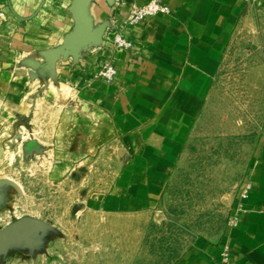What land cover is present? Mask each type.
<instances>
[{"label":"crops","instance_id":"crops-1","mask_svg":"<svg viewBox=\"0 0 264 264\" xmlns=\"http://www.w3.org/2000/svg\"><path fill=\"white\" fill-rule=\"evenodd\" d=\"M145 1L0 0V135L16 121L29 125L34 139L25 148H43L55 179L88 177L80 210L100 219L165 209L179 169L203 154L221 58L255 7L164 0L171 14L129 25L131 7ZM116 30L131 49L112 44ZM106 62L116 69L112 81L93 77ZM210 126L217 147L222 120ZM230 136L225 161L240 167L214 176L210 193L237 221L162 250L164 264H217L225 247L231 264H264V108L246 135ZM238 180L251 188L237 210Z\"/></svg>","mask_w":264,"mask_h":264},{"label":"rangeland","instance_id":"rangeland-1","mask_svg":"<svg viewBox=\"0 0 264 264\" xmlns=\"http://www.w3.org/2000/svg\"><path fill=\"white\" fill-rule=\"evenodd\" d=\"M254 6L221 58L215 108L202 124L203 154L179 169L165 195V209L154 215L100 219L95 212L80 210L88 177H51L43 148H25L34 139L27 124L18 128L16 121L0 135V229L22 217L42 222L26 240L16 237L0 245V264H164L166 259L158 257L162 250L183 245L193 232L218 229L230 218L229 210L211 195L210 184L233 164L239 169L240 163L225 161L231 148L225 147L226 139L246 135L264 108V3ZM217 119L222 129L215 147L210 124ZM236 185L239 190L242 181Z\"/></svg>","mask_w":264,"mask_h":264},{"label":"built area","instance_id":"built-area-1","mask_svg":"<svg viewBox=\"0 0 264 264\" xmlns=\"http://www.w3.org/2000/svg\"><path fill=\"white\" fill-rule=\"evenodd\" d=\"M246 5H254L256 4V0H242ZM156 14H171V8L164 0H146L141 4L133 5L129 11V15L127 18V23L129 25H135L142 23L146 18L156 15ZM112 44L118 48L131 49L133 47V41L129 39L124 33L120 30H116L112 34ZM116 69L115 67L106 62L98 68L93 77L104 79L105 81H112L115 78ZM251 188V184L249 181H245L242 183L238 199L239 202L237 204L236 209L238 210L241 206L240 201L246 197L248 190ZM237 221L236 214H232L228 220L229 224H234ZM217 264H231V259L229 257V253L227 248L225 247L221 252L220 259Z\"/></svg>","mask_w":264,"mask_h":264},{"label":"water","instance_id":"water-1","mask_svg":"<svg viewBox=\"0 0 264 264\" xmlns=\"http://www.w3.org/2000/svg\"><path fill=\"white\" fill-rule=\"evenodd\" d=\"M100 41V38L90 39L85 43V46L96 45ZM42 225V222L38 219L31 217H22L0 229V245H4L7 242L12 241L16 237H22L25 240L29 235V231Z\"/></svg>","mask_w":264,"mask_h":264}]
</instances>
